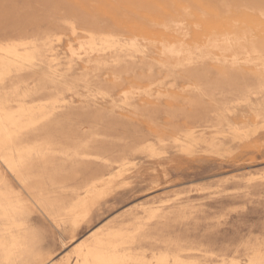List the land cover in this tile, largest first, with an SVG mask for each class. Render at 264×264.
Masks as SVG:
<instances>
[{
	"label": "rangeland",
	"instance_id": "obj_1",
	"mask_svg": "<svg viewBox=\"0 0 264 264\" xmlns=\"http://www.w3.org/2000/svg\"><path fill=\"white\" fill-rule=\"evenodd\" d=\"M263 15L264 0H0L1 44L52 49L0 81L46 116L21 140L40 149L27 184L3 167L34 252L0 251V264H78V243L116 232L126 264L264 254ZM88 32L115 43L92 51ZM107 171L109 190L73 225L66 207Z\"/></svg>",
	"mask_w": 264,
	"mask_h": 264
},
{
	"label": "bare ground",
	"instance_id": "obj_2",
	"mask_svg": "<svg viewBox=\"0 0 264 264\" xmlns=\"http://www.w3.org/2000/svg\"><path fill=\"white\" fill-rule=\"evenodd\" d=\"M73 28L74 30H76L75 27ZM88 33V47L92 51L95 50L96 46L100 43L110 45L114 42L112 35H109L107 37H105V35L103 36L105 38H99L92 32ZM47 45L48 43L39 44L36 39H28L16 42L11 41L7 44L0 43V81L4 79L5 75L9 73L13 67H17L18 70H21L25 65H33V61L37 56L42 54V51L52 52V49L48 50L45 47ZM133 46L134 45H132V48ZM80 47L81 46H79V48ZM79 48L78 50L80 51L81 48ZM71 50L73 51V47L71 48ZM55 59L57 58H55L54 56V60ZM19 90L20 89H18V85L10 91L5 89L0 90V251H3L5 254L7 252H10L17 253L18 255L26 254L27 256H29L34 252V249L32 246L28 245V240L24 238L28 235L29 231V226L27 224L28 218L26 219L20 216V213L25 212V209L28 210V208H26L27 203H25V199L13 186L10 180L9 173L18 177L23 184H27L26 176L34 170L38 162L37 159L40 153V149L36 147L34 148L30 145H25L21 140L25 131L37 126L46 118V116L40 114V109L42 106L26 105L24 99L28 95H30L28 94L29 91H22L21 93L19 92ZM13 98L18 100V104L15 107L10 106ZM221 124L225 125L224 123ZM226 125L228 124L226 123ZM231 127H233V125ZM235 127L236 126H234L233 128ZM234 130L235 131L231 132H233V134H235L236 136H247L248 134V129L243 127L239 128V130ZM192 134H186L188 137L186 136L185 139L188 138V140L192 141L191 139H189L190 137H198L196 136L195 132H192ZM197 139L199 140V138ZM194 140L196 141V139ZM175 141L180 142L182 148L184 149H187V147L190 148L191 145L193 146V143L189 144V146L186 142L181 141L180 139L179 141ZM183 142L188 146L186 144H182ZM211 145H215V143L212 142ZM152 146L153 145H150V147ZM150 147H148V151L152 149ZM152 150L153 151L150 152H156L155 148ZM3 167L8 170V174L7 172H5ZM117 175H112L111 171H107L105 173L102 172L99 174L95 173L91 177L90 181L80 187L81 194H79L77 199L68 207H66V210L64 211V214L69 218L73 225L86 217L93 201L98 200L100 197L106 194V192L110 188V184L113 182V178ZM50 205L54 206L52 203ZM126 243L127 241L124 237V234L120 232L113 233L104 240H99L97 247H91L86 242H80L77 244V262L78 264H126L128 260L132 259V256L119 250V248ZM165 258V256H160L158 260L163 261ZM175 261H179V258L175 257ZM234 261L236 260L233 259V262ZM251 263L264 264V254L257 252L256 255L251 259ZM48 264L53 263L49 262ZM139 264L149 263L141 260Z\"/></svg>",
	"mask_w": 264,
	"mask_h": 264
}]
</instances>
